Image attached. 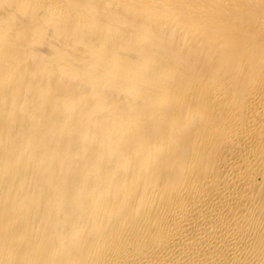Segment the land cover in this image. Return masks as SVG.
Returning a JSON list of instances; mask_svg holds the SVG:
<instances>
[{"label":"bare ground","instance_id":"obj_1","mask_svg":"<svg viewBox=\"0 0 264 264\" xmlns=\"http://www.w3.org/2000/svg\"><path fill=\"white\" fill-rule=\"evenodd\" d=\"M0 264H264V0H0Z\"/></svg>","mask_w":264,"mask_h":264}]
</instances>
